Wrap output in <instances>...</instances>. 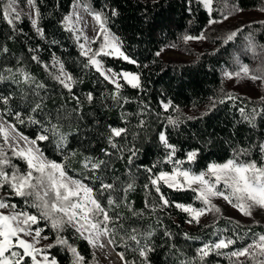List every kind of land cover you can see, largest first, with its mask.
Returning <instances> with one entry per match:
<instances>
[{
  "label": "trees",
  "instance_id": "obj_1",
  "mask_svg": "<svg viewBox=\"0 0 264 264\" xmlns=\"http://www.w3.org/2000/svg\"><path fill=\"white\" fill-rule=\"evenodd\" d=\"M37 2L42 13L40 24L45 29L46 39L36 35L26 17L17 25L18 28L23 29V33L17 34L14 39H8L12 33L2 19V5H0V44L9 49L7 53L0 52V69L23 67L34 75L38 82L47 85L46 90H40V95L44 97V109L36 115L37 119L46 123V117L51 115L54 117L53 123H56L55 114L58 110L62 115L67 116L66 119L60 120L61 132L68 134L66 147L57 148L54 137L50 141L39 142L41 150L48 159L63 162L70 176L82 179L93 189L99 186L100 181L95 178L97 176L108 183L116 181L117 189L124 186L129 179L135 181L134 190L127 193V200L131 202L132 211L144 209V212L142 216H133L132 211L124 205L117 209L121 220L116 223V231L111 237L114 240V243H111L114 250L118 254L123 252L126 260H135L136 264H139L138 252L133 250L138 246L127 237L131 234L132 228L140 232L152 231L154 234L151 239L138 236L141 246L149 243L155 248V251L149 254L151 264H180L181 260L194 256L195 249L203 242L215 240L213 232L217 230L225 235H232L233 229L243 234L248 232L249 228L253 233H264V212L258 213L253 209L251 217L244 216L238 209L222 201L212 200V203L221 209V213L209 212L205 217L200 218L199 224L187 223L190 217L174 206L163 209L157 207L155 211L145 208L146 199L149 203L156 202V193L152 191L149 196L148 191L145 190L148 174L141 167L151 166L164 155L156 133L162 124H166L164 117L169 115L181 121L178 127H168L169 141L178 149L177 157L183 158L186 152L193 149L200 150L196 162L191 165L195 171L205 169L211 162L223 163L230 158L231 149L236 145L247 147L264 140V119L257 118V126L253 129L249 124L242 122L237 111L238 107H246L248 110L260 107V98L233 90L223 75L226 70H237V59L243 64H248L254 72L258 66L264 64V48L260 47L264 46V23H261L264 20L238 23L235 27L230 25L229 28L214 34L207 11L202 6L193 5V11L189 12L187 0H81L94 10L108 11L109 15L112 8L118 10L119 15L111 17L108 27L120 37L125 53L138 61L139 67L122 59L103 58L107 67L141 74L143 89L137 90L125 86L121 90V95L129 97L131 102L118 107L110 98L102 95L112 91L113 85L103 81L94 70L82 68L84 58L80 56L74 34L65 30L60 23L62 17L70 13L73 0H42V3L37 0ZM18 4L21 7L26 6L24 0H19ZM213 7L211 18L221 20L225 15H229V11L231 14L251 9L264 11V0H214ZM237 29L240 31L236 38L224 43L226 36ZM201 33L207 35V45L201 52L191 49L182 39L185 34L197 36ZM249 34L257 45L255 52L247 47ZM172 45L186 50L193 55V58L163 59L161 52ZM37 47L39 50L36 52L28 50ZM157 52H160L159 56L156 55ZM53 54L65 63L66 68L74 76L82 79L83 83L73 89L76 95L81 96L83 100L84 94L94 93V103L89 105L84 102L80 117L71 111L76 104L67 90L49 77L41 63L30 58L32 55H38L42 62L51 64ZM257 74L264 75V72ZM0 93L3 95L11 93L13 96L9 105L0 104V108L10 109L3 118L15 123L19 133L35 138L40 132V127L27 120L24 124H19L11 114L17 111L23 113L25 117L30 114L29 108L33 97L29 86L6 81L0 83ZM225 93H232L236 99L227 100ZM169 99L178 106V112L173 109L163 111L159 102L161 100L166 102ZM219 99H225V103H217L216 107L209 111L213 100ZM142 106L145 108V114L135 115ZM205 112L208 114L202 115ZM140 119L146 121L143 129L136 127ZM108 125L129 129L127 137L117 138V141L121 145L134 144L141 150L137 157L133 158L131 165L127 162L129 155L127 151L123 153V158H120L121 154L108 145ZM3 143V138L0 136V144ZM102 149H108L113 154L105 156ZM5 150L11 156V151L6 145ZM71 152H76V155L71 156ZM85 157L105 160L110 163V167L92 172L83 167ZM252 158L259 159L258 151H253ZM12 160L19 165L21 171H25L26 165L23 160L16 157H12ZM158 167L168 170L171 166L158 165ZM185 167L189 165L186 164ZM162 191L170 201L191 203L197 208L204 207L200 201L194 200V193L190 190L178 192L162 188ZM0 192L4 196L9 189L5 186ZM113 195L119 200L121 193L117 191ZM7 198L20 209L35 211L25 204L21 197L9 195ZM101 203L106 205V200H102ZM237 221L238 226L235 223ZM256 221L259 223H255ZM44 224L45 222L41 221V226ZM120 224L123 225L122 228ZM224 229L229 231L224 233ZM165 230L172 233L171 239L164 235ZM184 233L201 239H185ZM44 234L49 237V243L55 240V233L50 228H45ZM61 235L68 237L69 243L78 248L85 257L86 264H101L92 246L73 229L66 228ZM244 242L251 241L246 238ZM171 244L176 247L170 248ZM48 251L57 258L59 264H70L71 254L63 246L56 245ZM208 259L209 264H216L217 260L219 264H228L223 257L211 256Z\"/></svg>",
  "mask_w": 264,
  "mask_h": 264
},
{
  "label": "snow or ice",
  "instance_id": "obj_2",
  "mask_svg": "<svg viewBox=\"0 0 264 264\" xmlns=\"http://www.w3.org/2000/svg\"><path fill=\"white\" fill-rule=\"evenodd\" d=\"M24 2L28 9L27 12L18 10L19 0H0L2 19L7 23L12 33L8 39H14L17 34L23 33V29L18 28L17 25L23 22L24 17L27 18L36 35L46 39L45 29L40 24L42 13L37 0H24ZM40 2L42 3V0ZM187 4L189 5L187 9L189 12L193 11V5L202 6L209 14V24L217 23L215 19L211 18L214 11V0H187ZM71 7L72 11L63 16L60 23L65 30L74 34L80 49V56L84 58L82 68L94 70L103 81L113 85L112 91L102 95H106L118 107H123L124 104L130 103L131 99L122 96L121 90L125 86L142 90L143 85L139 72L123 69L117 71L107 67L104 62V57L117 58L139 67L138 61L131 58L123 50V42L120 37L108 27L111 17L119 15L118 10L112 8L109 15L108 11L94 10L88 3H82L81 0H73ZM80 9L88 12L95 21L93 27L96 35L91 39L84 34L82 28L77 27L83 19ZM228 14L230 15L231 12L229 11ZM224 19H227V15L224 16ZM239 31L237 29L230 32L224 39V43L235 39ZM81 38H83V43L80 42ZM205 38L203 33L199 36L188 34L182 36L185 42ZM247 41L248 49L255 52L257 45L253 42L251 34H249ZM52 43H56V41H52ZM93 44H97V47L93 48L91 46ZM260 47L264 48V46ZM28 50L29 52H36L39 47ZM8 51L7 46L0 44V52L7 53ZM156 55L159 56L160 52H157ZM30 58L32 61L41 63L49 77L61 88L67 90L71 99L75 101L76 107L71 111L77 117L81 116V106L84 102L89 105L94 103L93 92L84 94L83 100L81 96L76 95L73 89L78 84L83 83L82 79L74 76L66 68L65 63L55 54L52 56L51 64L42 62L38 55H32ZM236 63L237 70H226L223 73L228 79L248 77L252 80H264V75L257 74L264 72V64L258 66L254 72L248 64H243L238 59ZM6 81L29 86V91L33 97L29 108L30 114L26 117L19 111L11 114L19 124H24L27 120L31 124L38 125L40 132L35 138H29L23 133H19L15 123L2 118L9 113L10 109L0 108V136L4 142L0 144V190L4 189L5 186L9 189V192L5 193L4 196H0V264H59L57 258L48 251L56 245L63 246L71 254L70 264H86L85 257L81 255L78 248L69 243L68 237L62 236L61 233L66 228H71L93 247H104L102 243H99L101 237H109V243H114L111 237L116 231V223L121 220L117 209L124 205L132 211L131 202L127 200V193L134 190L135 181L129 179L124 186L117 189L116 181L108 183L97 176L95 178L100 181L99 186L93 189L82 179H75L70 176L63 162L49 160L41 150L39 142L50 141L54 137L57 148L66 147L68 134L61 132L60 120L66 119L67 116L62 115L58 110L55 114L56 123H53L54 117L51 115L46 117V123L36 118V115L44 109V97L40 95V90H46L47 85L38 82L35 76L25 68L4 67L0 69V83ZM224 96L227 100L236 99L232 93H225ZM12 99L11 93L9 95L0 93V104L9 105ZM141 103L143 104V102ZM159 103L164 112L169 109L179 111L178 106L174 105L171 99L166 102L161 100ZM217 103L223 104L225 99L213 100L209 111L214 109ZM259 104L260 107H253L250 110L246 107H238L237 109L242 122L249 124L253 129L257 126V118L264 119V96L260 98ZM144 114L145 108L142 106L135 115L142 116ZM207 114L205 112L202 115ZM164 119L166 124H162L156 133L164 155L151 166H141L142 170L148 174V182L144 185L145 190L148 191L149 196H151L152 191L156 193V202L149 203L146 199L145 208H151L152 211H155L157 207L163 209L174 206L190 217L187 220L189 224H199L200 218L209 212L221 213V209L212 203V198L215 197L223 198L228 204L248 217L253 215L252 210L255 207L264 209V140L247 147L236 145L231 149L230 158L223 163L211 162L205 169L195 171L191 165L196 162L200 150L193 149L186 152L183 158L177 157L178 149L169 141L168 127H178L181 121L171 115L164 117ZM127 122L125 121V123ZM145 126L146 121L144 119H140L136 125L141 129ZM107 128L108 145L121 154L120 158H123V153L127 151L129 153L127 162L131 165L133 158L137 157L141 150L134 144L131 146L121 145L117 141V138H126L129 129L127 127H113L112 125H108ZM5 145L11 151V156L5 150ZM101 151L105 156L113 154L108 149ZM253 151H258L259 159L252 158ZM70 155L75 156L76 152H71ZM12 157L24 161L25 171H21L19 165L13 163ZM186 164L189 167H185ZM158 165H170L171 167L165 170ZM83 167L96 172L102 168L110 167V163L95 157H85ZM162 188L178 192L190 190L194 193V200L200 201L204 207L197 208L191 203L170 201ZM117 191L121 193L119 200L113 195ZM9 195L23 198L24 203L35 211L18 208L15 203H11L7 198ZM102 200H106V205L101 203ZM143 212L144 209H141L140 211H132V214L133 216H142ZM41 221L45 222L44 226H41ZM235 223L237 226L239 225L238 221ZM255 223L259 222L256 221ZM120 227L122 228L123 225L120 224ZM205 227H211V225H205ZM45 228H50L55 233V240L52 243H43V241L49 240V237L44 235ZM228 231V229H224V233ZM153 234L152 231L140 232L138 229L132 228L131 234L127 237L138 246L133 250L138 252L139 264H151L149 254L154 252L155 248L149 243H144L141 246V240L138 239V236L151 239ZM164 235L172 238V233L167 230H165ZM213 236L216 237L215 240L203 242L195 249L194 256L181 260L180 264H209L208 258L211 256L223 257L228 261V264H264V233H253L249 228L248 232L243 234L233 229L232 235H225L217 230L213 232ZM184 237L188 240L201 239L200 237H192L188 233H184ZM246 238L250 239L251 242L245 243ZM175 247L174 244L170 245V248L174 249ZM119 255L123 264H136L135 260H126L123 252ZM216 264H219V260Z\"/></svg>",
  "mask_w": 264,
  "mask_h": 264
},
{
  "label": "rangeland",
  "instance_id": "obj_3",
  "mask_svg": "<svg viewBox=\"0 0 264 264\" xmlns=\"http://www.w3.org/2000/svg\"><path fill=\"white\" fill-rule=\"evenodd\" d=\"M18 10L28 11L27 6L21 7V5H19V4H18ZM71 11H72V9H71ZM80 12H81L83 19L79 22L77 27L82 28L84 34L87 35L89 37V39H91L92 37H94L96 35V32H95L94 27H93L95 25V21L93 20V18L91 17V15L88 12L83 11V9H80ZM259 19L264 20V11H262L260 9H251V10L239 11L236 14L227 15V19L216 20L217 23L210 24V27H211L212 32H214V34H217L218 31L225 30V29L229 28L230 25L232 27H235L236 24H238V23L244 24L245 22H251V21L259 20ZM203 34L206 37L203 40H191V41H187V42L184 41V43L187 46H189L191 49L195 50L196 52H201L204 50L205 46L207 45V35L205 33H203ZM197 36H199V35H197ZM80 42L81 43L84 42L83 38H81ZM98 43H99V41H98ZM97 44H93L91 46L93 48H96ZM161 56L165 60H168V59L188 60V59L193 58V55L188 53L186 50H184L182 48L181 49L176 48L173 46L164 48L163 51L161 52ZM227 80H228L229 86L233 90H235L241 94L250 95L253 97H257V98H261L262 96H264V82H263V80H252L248 77H233L232 79L227 78ZM2 195L3 194L0 192V196H2ZM212 200L222 201V202L227 203V201H225L223 198H219V197L212 198ZM253 209L257 210L258 213L264 212V209H261L259 207H255ZM205 216L206 215H204L202 217H205ZM49 242H50V240L43 241V243H45V244L49 243ZM99 243H102L104 245V247H99V246L93 247L92 245L91 246H92L94 252L96 253V255L98 256L101 264H123L121 257L114 250L111 243H109L108 237H101Z\"/></svg>",
  "mask_w": 264,
  "mask_h": 264
}]
</instances>
